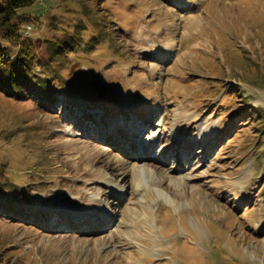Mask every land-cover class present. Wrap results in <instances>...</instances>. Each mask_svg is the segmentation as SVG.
<instances>
[{
    "label": "rangeland",
    "instance_id": "rangeland-1",
    "mask_svg": "<svg viewBox=\"0 0 264 264\" xmlns=\"http://www.w3.org/2000/svg\"><path fill=\"white\" fill-rule=\"evenodd\" d=\"M15 23L52 98L0 90V264H264V0H39Z\"/></svg>",
    "mask_w": 264,
    "mask_h": 264
},
{
    "label": "trees",
    "instance_id": "trees-1",
    "mask_svg": "<svg viewBox=\"0 0 264 264\" xmlns=\"http://www.w3.org/2000/svg\"><path fill=\"white\" fill-rule=\"evenodd\" d=\"M37 1L39 0H0V41L4 40V43H0V90L9 86L13 92L25 93V87H32L33 91L39 93V87H41L40 90L46 91V96L52 98L48 82L42 78L40 72L43 64L38 58L40 52L35 43L27 44L26 37H16L22 34L20 24L15 23L19 11ZM26 34L29 33L26 32ZM61 35L64 38L50 41L52 54L58 51L56 47L69 48L70 43L79 39L75 32H66ZM53 57L58 58L55 55ZM0 190L3 191L2 194L7 193L6 187L2 186L1 182Z\"/></svg>",
    "mask_w": 264,
    "mask_h": 264
},
{
    "label": "bare ground",
    "instance_id": "bare-ground-1",
    "mask_svg": "<svg viewBox=\"0 0 264 264\" xmlns=\"http://www.w3.org/2000/svg\"><path fill=\"white\" fill-rule=\"evenodd\" d=\"M130 107H131V106H129V108H130ZM129 111H130V110H129ZM136 159H137V158H136ZM133 166H134V165H133ZM143 171H145V170H143ZM102 174H103V173H102ZM136 175H137V180H136V181H137V185H139V180L142 179V176L139 175V168H138V172L136 173ZM102 176L108 178V177H107L108 174H107V175H106V174H103Z\"/></svg>",
    "mask_w": 264,
    "mask_h": 264
}]
</instances>
